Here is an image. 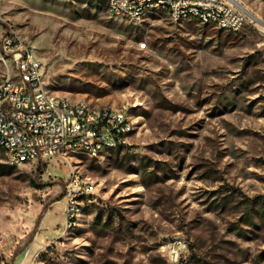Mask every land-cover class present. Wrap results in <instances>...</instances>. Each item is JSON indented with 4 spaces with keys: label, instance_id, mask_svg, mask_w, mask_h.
I'll list each match as a JSON object with an SVG mask.
<instances>
[{
    "label": "rangeland",
    "instance_id": "obj_1",
    "mask_svg": "<svg viewBox=\"0 0 264 264\" xmlns=\"http://www.w3.org/2000/svg\"><path fill=\"white\" fill-rule=\"evenodd\" d=\"M264 22V0H237ZM232 33L106 0H0L47 89L123 109L127 144L14 167L0 148V264H264V30ZM144 44L145 46H141ZM73 174L89 182L68 216Z\"/></svg>",
    "mask_w": 264,
    "mask_h": 264
},
{
    "label": "built area",
    "instance_id": "obj_2",
    "mask_svg": "<svg viewBox=\"0 0 264 264\" xmlns=\"http://www.w3.org/2000/svg\"><path fill=\"white\" fill-rule=\"evenodd\" d=\"M106 2L113 17L131 21L161 13L175 21L193 19L232 33L252 23L244 7L232 0ZM5 42V52L14 54V69H8L0 85V148L12 166L67 161L75 155L93 158L127 144L134 128L123 109L72 103L49 91L43 62L35 50L19 45L14 34ZM68 187L69 216L76 198L94 187L76 174L70 176Z\"/></svg>",
    "mask_w": 264,
    "mask_h": 264
},
{
    "label": "bare ground",
    "instance_id": "obj_3",
    "mask_svg": "<svg viewBox=\"0 0 264 264\" xmlns=\"http://www.w3.org/2000/svg\"><path fill=\"white\" fill-rule=\"evenodd\" d=\"M232 1H237V0H232ZM238 2V1H237ZM239 3V2H238ZM245 9V8H244ZM246 10V9H245ZM247 11V10H246ZM248 13V12H247ZM248 15L251 17V19L255 22H257L256 24L260 27V28H262L263 30H264V22H262V21H259V20H257V19H255V18H253V15H251L250 13H248Z\"/></svg>",
    "mask_w": 264,
    "mask_h": 264
}]
</instances>
